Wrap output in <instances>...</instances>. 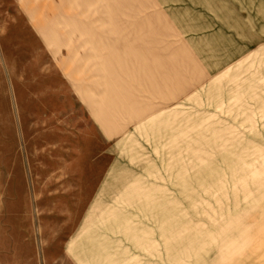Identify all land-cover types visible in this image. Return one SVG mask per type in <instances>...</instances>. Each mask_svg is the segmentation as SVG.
<instances>
[{"label":"rangeland","instance_id":"374dc122","mask_svg":"<svg viewBox=\"0 0 264 264\" xmlns=\"http://www.w3.org/2000/svg\"><path fill=\"white\" fill-rule=\"evenodd\" d=\"M0 264H264V0H0Z\"/></svg>","mask_w":264,"mask_h":264},{"label":"crops","instance_id":"0c3cea01","mask_svg":"<svg viewBox=\"0 0 264 264\" xmlns=\"http://www.w3.org/2000/svg\"><path fill=\"white\" fill-rule=\"evenodd\" d=\"M166 110V109H165ZM130 124L133 125L134 129L136 131L141 130V128H150V129H155L156 126V117L155 118H148L147 121H143L142 123H140L141 120L146 119L145 116H137V114L134 112L131 116H130ZM162 126L160 128H158L159 131H168V127H166L165 125L161 124ZM167 130V131H166Z\"/></svg>","mask_w":264,"mask_h":264}]
</instances>
